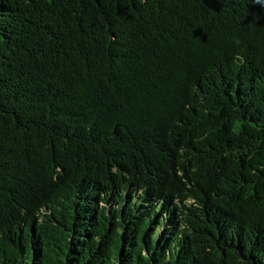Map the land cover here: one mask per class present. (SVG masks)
Returning a JSON list of instances; mask_svg holds the SVG:
<instances>
[{"label":"trees","instance_id":"trees-1","mask_svg":"<svg viewBox=\"0 0 264 264\" xmlns=\"http://www.w3.org/2000/svg\"><path fill=\"white\" fill-rule=\"evenodd\" d=\"M0 264H264V8L0 0Z\"/></svg>","mask_w":264,"mask_h":264},{"label":"clouds","instance_id":"clouds-1","mask_svg":"<svg viewBox=\"0 0 264 264\" xmlns=\"http://www.w3.org/2000/svg\"><path fill=\"white\" fill-rule=\"evenodd\" d=\"M251 3L255 5H259L260 7L264 8V0H251Z\"/></svg>","mask_w":264,"mask_h":264}]
</instances>
